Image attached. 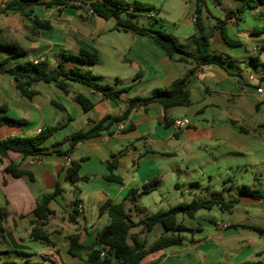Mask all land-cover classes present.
<instances>
[{
    "label": "crops",
    "instance_id": "0c3cea01",
    "mask_svg": "<svg viewBox=\"0 0 264 264\" xmlns=\"http://www.w3.org/2000/svg\"><path fill=\"white\" fill-rule=\"evenodd\" d=\"M16 1L20 0H0V7L3 3ZM94 1L96 0H84L80 8L69 4L46 8L42 4H36L35 16L51 23L50 29L41 30L34 27L31 19L22 17L18 12H3L0 9V38L15 40L27 51L25 57L14 60L12 64L46 61L50 68V53L59 52L54 53L55 63L58 65L62 54L78 55L81 44H86L97 49L100 58L95 64H81L80 67L99 76L101 84L126 89L121 94V100L114 101L86 85L72 82L69 94L60 90V100H53L47 98V94L52 91V84L40 82L34 86L39 95L27 99L21 96L11 78L0 75V118L9 117L16 121L13 124H0V141L10 137H33L45 128H55L42 145L44 154L23 159L21 155L10 152L6 158L0 157V191L5 199L3 207L7 210L0 217V260L4 262L8 259L5 256L16 252L15 250L31 249L26 240H33L30 236L31 229L38 226L50 238L49 241L34 240L43 244L35 253L44 262L87 264L84 256L78 258L69 254L70 237H78L83 245L93 244L99 231L110 222L109 215L102 211V206L108 200L124 204L126 208L133 206L130 191L141 189L144 183L155 178L164 181L168 174L163 164L169 158L188 152L196 155L203 147L215 144L229 145L230 148L224 154L236 155H242L249 147H264V142L257 139L258 142L253 141V146L249 145L251 140L247 132L238 124L241 120L239 114L248 103H254L257 112L264 111V96L256 91L257 88H264V33L252 32L254 27L264 26V21L260 25L242 27L236 16L229 19L228 28H232L235 39L243 44L240 47L228 46L230 49L227 55L232 58V63L225 67L216 64L197 66L196 62L178 63L170 60L152 38L135 36L118 29L114 19L106 20L105 23V19L92 13L90 5ZM137 1L141 2L127 0L126 8L129 12L133 11V5ZM144 4L149 9L134 12L137 17L144 15L156 18L150 5ZM195 5L196 0H191L187 8L191 10L194 7L195 11ZM256 10L264 13L262 7ZM246 13L252 15L249 10H245V15ZM194 20L195 14L188 22L193 26L192 35L180 36L181 43L186 47L190 46L189 37L196 33ZM217 32V36L223 40L221 31ZM216 40V36L211 39L212 42ZM194 51L193 46L190 52ZM6 56L0 53V59ZM252 57L258 58V62ZM192 68L195 71L187 82V90L191 96L188 105L166 111L159 104L137 107L127 120L110 124L108 130L100 136L78 143L69 156L54 152L55 149L68 150L70 144L64 140L74 132L86 131L106 117H119L129 100L148 96L154 89L170 87ZM258 68L263 70L260 75L252 72ZM74 93H81L91 99L94 102L93 109L83 111L75 101ZM53 101L63 105L65 109H58L52 104ZM177 119H188L189 126L176 131L173 123ZM77 121L81 125L78 130L75 129ZM108 123L109 121L105 125ZM261 127H264V123L258 128ZM112 155H116L117 161L114 174L123 180V184L104 179L109 174L107 163ZM67 161H78L81 165L80 175L90 176L91 179L73 184L67 176ZM11 162L31 172L34 179L31 180L28 176L13 178L6 172V167ZM56 185L63 192L50 204L53 213L42 222L36 221L34 209L37 202L44 195L52 193ZM68 193L72 195L66 199ZM137 195V203L140 204L144 194L139 191ZM75 201L77 205L74 204ZM257 204L264 205V202L258 200ZM213 223L216 231L205 236H198L193 228L183 225L187 231H191V235L181 234L185 238L181 246L151 253L142 263L262 262L264 232L259 233L250 227L264 231V222L256 226L247 219L240 218L231 223ZM220 224L228 225L229 228L224 229ZM20 255L27 254L19 252L18 256ZM223 255L227 259L221 261Z\"/></svg>",
    "mask_w": 264,
    "mask_h": 264
},
{
    "label": "trees",
    "instance_id": "16d2710c",
    "mask_svg": "<svg viewBox=\"0 0 264 264\" xmlns=\"http://www.w3.org/2000/svg\"><path fill=\"white\" fill-rule=\"evenodd\" d=\"M42 4L46 8L53 6H61L68 4V0H20L7 3L3 12H18L22 17L32 20L37 30L50 29L49 21L40 20L35 16L34 6ZM127 0H96L91 3L92 13L98 17L116 21V27L124 31L130 32L135 36H148L152 38L166 53L170 60L178 63L196 62L197 66L208 64H216L225 67L232 63V58L223 53H216L211 50V39L214 37L215 30H220L223 41L230 47H240L242 42L231 38L227 32L226 26L229 19L233 18L236 13H243L247 9L264 8V0H243V4L237 9L227 13L224 20H220L218 26L208 29L204 20L205 0H196L195 5V27L196 33L188 39L189 44L195 46V51L190 52L186 46L179 43L177 38L162 30L155 29L152 26L141 25L136 21L139 12L149 9L147 5L141 2H135L133 11L129 12L126 8ZM75 7V6H73ZM80 8V7H75ZM208 17V16H207ZM254 34L264 33V26L254 27ZM264 50V47L262 48ZM0 53L6 54V58L0 59V75L11 78L16 89L21 96L27 99H33L39 95L34 88L37 83L53 84L65 94L70 93V83L76 82L88 86L94 92L101 93L104 97L114 101L121 100V94L126 89H116L109 84H101V78L95 75L91 70H85L80 67L81 64L92 65L98 62L100 53L97 49L86 44H81L78 55L64 53L61 55L57 68L50 70L46 61H23L12 64V58L21 59L26 56L27 51L17 41L0 38ZM258 62V58L252 57ZM17 60V59H15ZM192 68L186 75L176 80L170 87L154 89L148 96L137 97L127 102V106L119 117H106L105 119L94 123V125L86 131L78 130L67 137L64 141L70 144L66 151L55 149L58 155L69 156L78 143L88 141L100 136L108 130L110 124H119L128 119L131 112L141 106H149L159 104L166 111L170 108L186 106L190 103V92L187 90V82L189 76L194 73ZM75 101L81 106L82 110L89 112L94 107V102L81 93H74ZM52 104L60 110L65 107L53 101ZM109 121L107 125L105 123ZM7 122L16 123L14 119L9 117H1L0 124ZM168 122V121H167ZM166 122V123H167ZM55 128L48 127L33 137H10L0 141V157H8L10 152L21 155L23 159L37 157L44 154L43 143L53 134ZM109 174L104 177L107 182L123 184V180L114 174L117 168L116 155H112L108 161ZM80 163L72 161L67 169V176L73 184L79 182H87L90 176L80 175ZM6 172L13 178H21L28 176L34 179L33 174L27 170L19 168V166L11 162L6 167ZM161 183L159 178L147 181L141 186V189H133L130 191L132 205L126 208L124 204L113 203L108 200L103 206L102 211L107 212L110 222L97 235V239L93 244L83 245L76 236L70 237L69 254L73 257H85L87 264H143V260L151 253L173 247L181 246L185 238L181 235V231L186 228L178 223L177 216L184 215L193 218L195 214L203 209L211 210L214 206L221 209H231L238 203V199H231L225 202L220 197H214L209 200L200 201L192 200L189 203H180L165 211L157 213H148L147 210L137 203L138 195L147 194L155 190ZM63 190L56 185L54 191L44 195L36 204L34 215L36 221H44L53 211L50 204L55 200L56 196L61 194ZM244 196L256 200H262L264 194L258 190H252L243 187ZM77 205V202H74ZM7 212L6 207L0 209V217ZM161 225L165 232L155 241L149 244L147 234L152 232L155 226ZM251 229L262 233V229L250 227ZM30 236L33 240L49 241V234L38 226H33ZM107 247V248H106ZM246 264H264L263 262H248Z\"/></svg>",
    "mask_w": 264,
    "mask_h": 264
},
{
    "label": "rangeland",
    "instance_id": "374dc122",
    "mask_svg": "<svg viewBox=\"0 0 264 264\" xmlns=\"http://www.w3.org/2000/svg\"><path fill=\"white\" fill-rule=\"evenodd\" d=\"M140 1L150 5L156 18H149L144 15L139 16L136 18L138 23L152 26L155 29L171 34L177 38L179 43H181L180 36L192 35L193 26L188 22L194 15V7L190 8L191 10L187 8L190 6L191 0ZM205 3L207 9L204 7V20L207 27H209L208 29H211L218 26L220 20H224L225 13L237 11L243 4V0H205ZM247 10L252 12V15L248 13L245 15V12L235 14L238 18V24L242 25V27L260 25L264 21V13L262 11L256 9ZM104 22L107 23L106 20ZM232 24H235V22ZM225 26L229 36L235 39L232 28ZM217 31L219 30H215L214 33V37L216 36L217 40L216 42H211V50L226 55L230 46L228 47L217 36ZM193 46V44H190L186 48L191 51ZM56 52L58 51H53V53L49 54L50 70L57 68L54 57ZM262 58L264 59V56ZM15 59L18 58H12L11 61ZM242 68L244 69V67ZM252 72L260 75L263 70L258 68L253 69ZM51 87L52 91L47 94V98L60 100L62 92L53 84ZM58 113L62 115L61 112ZM239 116L241 118L238 123L239 127H242L247 132L251 140L249 145L253 146V141L258 142L256 139L264 142V127L258 128L264 123V111L257 112L254 103H248ZM80 126V122L77 121L75 129L78 130ZM229 148V145L226 144H215L207 148L203 147V150L197 149L199 152L196 155H191L188 152L178 154L175 158H169L163 164V168L168 174L166 179L160 183L161 185L157 189L144 194L140 199V204L144 206L148 213H157L180 203H189L192 199L208 200L220 197L225 202L231 199H238V203L231 209H221L218 206H214L211 210L203 209L198 211L193 218L178 215V223L188 228H193L198 236H205L216 231L213 222L231 223L233 220L245 218L252 225H260L264 222V205H258V200L246 197L241 192L243 187H248L264 194V147L257 149L254 147L250 149L249 147L242 155L234 153L224 154ZM71 195L68 193L65 198H71ZM4 201V195L0 191V208L4 206ZM261 201L264 202V198ZM164 232L165 229L161 225H157L152 232L147 234V239L152 243L162 236ZM181 234L190 236L191 231L186 229L181 231ZM26 244L31 249L15 250L16 252L5 256L8 257L5 262L0 260V264H48L44 262L41 256L35 253L43 247L41 242L27 239ZM19 252L27 255H20L19 257ZM226 259V255H223L221 261ZM261 261L264 263V257Z\"/></svg>",
    "mask_w": 264,
    "mask_h": 264
},
{
    "label": "built area",
    "instance_id": "2783aa9c",
    "mask_svg": "<svg viewBox=\"0 0 264 264\" xmlns=\"http://www.w3.org/2000/svg\"><path fill=\"white\" fill-rule=\"evenodd\" d=\"M7 3H3L0 7V9H4L5 6H6ZM68 4L69 5H72V6H75V7H81L83 6L84 4V0H68ZM257 93L260 94V95H263L264 96V88H257L256 89ZM189 126V121L188 119H177L174 121L173 123V128L176 130V131H180L182 129H185ZM70 166V162L67 161V167ZM220 226H222L224 229H227L229 228L228 225H225V224H220ZM107 248V247H106Z\"/></svg>",
    "mask_w": 264,
    "mask_h": 264
}]
</instances>
